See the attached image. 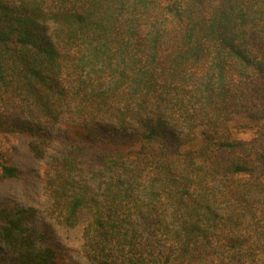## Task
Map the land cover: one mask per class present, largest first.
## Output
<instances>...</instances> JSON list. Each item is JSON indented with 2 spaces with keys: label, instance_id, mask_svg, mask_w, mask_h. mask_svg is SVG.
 I'll use <instances>...</instances> for the list:
<instances>
[{
  "label": "trees",
  "instance_id": "obj_1",
  "mask_svg": "<svg viewBox=\"0 0 264 264\" xmlns=\"http://www.w3.org/2000/svg\"><path fill=\"white\" fill-rule=\"evenodd\" d=\"M114 61L111 81L93 69ZM63 112L78 121L44 175L48 213L90 214V264H264V0H0V142ZM11 158L0 146V179ZM86 160L108 172L100 194ZM146 177L168 205L146 202Z\"/></svg>",
  "mask_w": 264,
  "mask_h": 264
},
{
  "label": "rangeland",
  "instance_id": "obj_2",
  "mask_svg": "<svg viewBox=\"0 0 264 264\" xmlns=\"http://www.w3.org/2000/svg\"><path fill=\"white\" fill-rule=\"evenodd\" d=\"M52 26L49 24L50 29ZM114 63L108 71H102L103 65L100 63L95 64L93 69L100 71L99 74L103 73V79L111 81L114 75H118L117 67L120 68L125 61ZM206 79V75L199 76L195 82L202 84ZM176 118L179 119L177 124L180 134L187 137L191 135L188 132L190 124L181 116ZM77 121L75 116L63 112L58 120L42 118L36 134L18 131L2 137L0 146L11 155V162L19 172L15 177L0 179V264H22V252L40 251L50 252L49 264H90L82 251L83 228L90 214L83 210L80 224L73 228L59 224L48 213L50 199L44 186V175L52 161L69 149L68 133ZM255 134L251 129L242 136L251 139ZM32 143L38 149L33 150ZM80 172L85 190L89 194H100L108 172L89 160L85 161ZM150 179L146 177L139 187L142 195L147 196L146 202L168 205L165 193ZM171 209L168 206V213ZM6 214L21 224L10 236L4 232L8 224L4 216Z\"/></svg>",
  "mask_w": 264,
  "mask_h": 264
}]
</instances>
